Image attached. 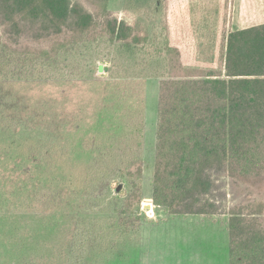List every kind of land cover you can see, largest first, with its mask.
Listing matches in <instances>:
<instances>
[{"label": "rangeland", "instance_id": "1", "mask_svg": "<svg viewBox=\"0 0 264 264\" xmlns=\"http://www.w3.org/2000/svg\"><path fill=\"white\" fill-rule=\"evenodd\" d=\"M254 1L249 10L233 9L234 27L264 21V0ZM226 4L156 0L148 9L149 28L160 35L155 42L166 37L173 44L183 40L187 66L216 67L223 46L214 44L216 39L203 29L220 31L226 24ZM109 9L131 22L141 13L126 0H110ZM192 41L201 45L199 55L192 51ZM53 57L30 55L20 65L9 60L0 66V264H149L138 245L140 225L121 213L123 198L114 191L120 180L115 166L104 180L85 179L93 188L78 190L63 184L59 164L65 159L82 166L93 160L110 165V159L141 154L142 200L153 201L159 84L166 70L154 69L160 58L150 61L151 67L140 65L143 54H121L106 39L69 46ZM112 222L128 223L132 232L123 238L108 236L104 228ZM222 233L192 221L167 229L162 263L206 264L215 251L211 235L220 238ZM185 237L190 241L180 240Z\"/></svg>", "mask_w": 264, "mask_h": 264}, {"label": "trees", "instance_id": "2", "mask_svg": "<svg viewBox=\"0 0 264 264\" xmlns=\"http://www.w3.org/2000/svg\"><path fill=\"white\" fill-rule=\"evenodd\" d=\"M155 1L126 0L141 12L131 22L109 9L110 0H88L90 6L79 0H0V66L9 60L20 65L30 55L54 58L69 46L102 39L121 54H143L140 65L151 67L160 58L154 69L166 75L159 84L154 204L174 215L229 214V263L264 264V23L229 33L218 68H196L184 63L169 38L155 42L160 35L148 24ZM142 132L139 125V137ZM110 162L82 166L60 159L63 184L93 188L85 179L104 180L115 166L121 213L139 226L143 157ZM131 229L112 222L104 233L123 238Z\"/></svg>", "mask_w": 264, "mask_h": 264}, {"label": "crops", "instance_id": "3", "mask_svg": "<svg viewBox=\"0 0 264 264\" xmlns=\"http://www.w3.org/2000/svg\"><path fill=\"white\" fill-rule=\"evenodd\" d=\"M226 1H227L226 7H225L226 24L220 28V31H217L216 28H215V31L213 30V28H209V30L203 29V31H209L208 33H210L214 37L213 39H216L214 44H218L219 46L220 45L223 46L224 43L225 44L227 43L226 37H228L229 33L264 23L263 21L260 23H254V24H250L246 26L234 27L231 24V14H232V11H234L233 9H235L236 7V9L238 10H241V8L243 9L246 8L249 10L253 7L252 2H256V1L254 0H226ZM256 10H258L257 4H256ZM176 29H177L176 26H174L173 30L175 31ZM173 30H172V27H170L171 35H172ZM182 30L185 33L189 32L188 28L186 29L184 28ZM178 31L181 32V35L184 34L185 36V33L183 31H180L178 29L176 32ZM216 32H218V36L217 35L214 36V33L216 34ZM181 39H183V36L181 37ZM194 39H196V37H194ZM194 41H192L191 49L195 53V55H199L201 45H195ZM184 44L185 43L183 40H181V42L179 43L178 42L175 43V45L181 48L183 61H184V55L186 52V50L184 49ZM140 216H141V223H140V231H139L140 233L138 237V245L141 247V252L143 251L146 252L148 256L149 264H163L162 263L163 262L162 261L163 248L165 247V244L163 243L164 238H162L163 233L167 229H171L174 226L178 228L180 226H185L189 224L191 221L192 223L196 222L197 224L199 223L205 226L211 225L215 229L218 228L224 232L222 233L220 238L218 234L211 235V236H215L213 237V249L215 251L213 255H211L212 259L210 261H207L206 264H230L229 263V253H227V247L229 251V231H228L229 214L215 213V214L174 215V214H171L167 209L157 206L156 204H154L153 201H151L148 204H145L142 200ZM145 231H147L146 235H145ZM226 233H228V236ZM204 238L211 239L210 236H205ZM226 239H228V241ZM180 240H183L185 242L190 241L186 237ZM203 249L204 248H202L199 251L198 256L203 252ZM210 253L211 251L208 250L209 256H210Z\"/></svg>", "mask_w": 264, "mask_h": 264}]
</instances>
